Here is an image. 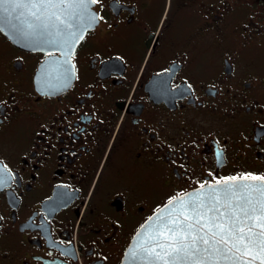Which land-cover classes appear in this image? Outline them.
I'll list each match as a JSON object with an SVG mask.
<instances>
[{
	"label": "flooded vegetation",
	"instance_id": "obj_1",
	"mask_svg": "<svg viewBox=\"0 0 264 264\" xmlns=\"http://www.w3.org/2000/svg\"><path fill=\"white\" fill-rule=\"evenodd\" d=\"M93 9L66 58L0 29V264H121L169 198L264 176V0Z\"/></svg>",
	"mask_w": 264,
	"mask_h": 264
},
{
	"label": "snow or ice",
	"instance_id": "obj_2",
	"mask_svg": "<svg viewBox=\"0 0 264 264\" xmlns=\"http://www.w3.org/2000/svg\"><path fill=\"white\" fill-rule=\"evenodd\" d=\"M101 2L0 0V23L33 45L71 48L98 19L89 5ZM208 189L200 183L187 198L168 199L141 246L142 264H264V176L216 179Z\"/></svg>",
	"mask_w": 264,
	"mask_h": 264
},
{
	"label": "water",
	"instance_id": "obj_3",
	"mask_svg": "<svg viewBox=\"0 0 264 264\" xmlns=\"http://www.w3.org/2000/svg\"><path fill=\"white\" fill-rule=\"evenodd\" d=\"M94 5H89V11L97 16V13L95 12V10L93 9ZM98 17V16H97ZM98 19L92 24L91 27H86L83 32H82V38L85 36L86 32L91 29L96 23H97ZM0 29L7 35V37L14 42L17 45L20 46H25V45H33L31 43H28L27 40L25 39H21L18 36H16L13 32L12 29H10L8 26H6L4 23H0ZM82 39H77L75 41H73L71 48L64 46V47H55V46H51L53 47L54 51H58L62 54L63 58H66L67 56L69 57L74 50L77 48V46L80 44ZM38 47V49H42V50H46L47 48H49L50 46H37V45H33ZM51 63V61H46L45 63L42 64V66L40 67V71H45L48 69L49 64ZM215 185V184H212ZM206 190H210L208 189V185L205 186ZM198 191V189L193 190L187 194L184 195L185 198H187L189 196V194L194 193ZM170 209V206H168L167 204L164 205L161 209H159L157 212H155L140 228L139 230L135 233L134 237L132 238L129 246L127 247L124 256L122 258L121 264H142V261L140 260V256L142 255V251H141V246H147V244L145 243V241L148 240V236L150 234L154 233V228L156 226V217L157 214L160 215H167L168 211ZM149 243H154V241H149Z\"/></svg>",
	"mask_w": 264,
	"mask_h": 264
}]
</instances>
